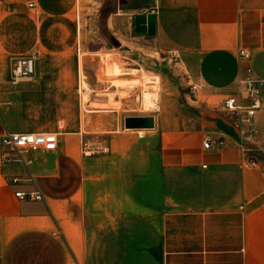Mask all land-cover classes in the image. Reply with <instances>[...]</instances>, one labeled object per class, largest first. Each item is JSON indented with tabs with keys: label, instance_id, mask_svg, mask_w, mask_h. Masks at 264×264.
Wrapping results in <instances>:
<instances>
[{
	"label": "crops",
	"instance_id": "0c3cea01",
	"mask_svg": "<svg viewBox=\"0 0 264 264\" xmlns=\"http://www.w3.org/2000/svg\"><path fill=\"white\" fill-rule=\"evenodd\" d=\"M149 13L151 49L196 86L197 126L173 129L154 116L145 140L111 133L109 154L98 157V193L82 178L81 201L71 153L46 168L31 160L32 180L23 165L0 163V264H264V90L253 136L217 113L219 100L236 92L239 48L264 80V0H152ZM78 92L83 104L85 89ZM109 104L92 111L117 113ZM34 189L44 200L14 195Z\"/></svg>",
	"mask_w": 264,
	"mask_h": 264
},
{
	"label": "rangeland",
	"instance_id": "374dc122",
	"mask_svg": "<svg viewBox=\"0 0 264 264\" xmlns=\"http://www.w3.org/2000/svg\"><path fill=\"white\" fill-rule=\"evenodd\" d=\"M31 1L35 7H28ZM151 4L152 0H0V133L5 128L57 133L56 151L26 156L32 162L41 159L45 167L57 156L71 153L78 168L75 199L79 201L82 178L89 181L86 190L98 193V157L109 154L111 133L140 140L153 133L154 125L125 127L127 117L155 116L161 126L173 129H193L198 124L200 107L179 75L176 61L153 52L149 36L134 31V18L146 16ZM7 40L12 45L8 51ZM99 46L106 49L94 55ZM33 51L37 53L33 75L16 83L6 79L7 57ZM108 54L121 73L105 70L106 63L111 67L109 60L104 61ZM132 78L157 81L149 107L142 103L144 93L150 91L143 84L117 86L115 81ZM78 87L86 92L83 104ZM226 98L219 100V121L237 129L241 123L247 125L239 114L223 107ZM108 104L118 112L92 111ZM163 141L171 145L175 139Z\"/></svg>",
	"mask_w": 264,
	"mask_h": 264
},
{
	"label": "built area",
	"instance_id": "2783aa9c",
	"mask_svg": "<svg viewBox=\"0 0 264 264\" xmlns=\"http://www.w3.org/2000/svg\"><path fill=\"white\" fill-rule=\"evenodd\" d=\"M36 4L31 1L28 7H35ZM238 57L243 65L237 79V89L234 95L227 97L223 102V107L228 111L236 112L240 115L242 121L247 122L248 134L253 136L255 130L252 127L251 120L261 107V95L264 90V80L258 78L249 63L251 55L244 48L238 49ZM36 52L14 55L9 59L8 80L16 83L21 79L30 78L35 69ZM196 86L190 85V92L195 93ZM58 146V135L55 132H32L11 131L7 128L0 136V163H19L27 171L28 178L32 180L29 171L31 158L26 155L35 152H54ZM210 139L206 138L203 142L204 148H209ZM205 166V165H203ZM18 179L13 178L16 182ZM19 200H44L42 193L38 189L31 191H17L14 193Z\"/></svg>",
	"mask_w": 264,
	"mask_h": 264
},
{
	"label": "water",
	"instance_id": "95a60500",
	"mask_svg": "<svg viewBox=\"0 0 264 264\" xmlns=\"http://www.w3.org/2000/svg\"><path fill=\"white\" fill-rule=\"evenodd\" d=\"M134 31L137 33H146L153 35L154 30V14L149 13L146 16H137L134 18ZM152 127V116H132L125 119V127Z\"/></svg>",
	"mask_w": 264,
	"mask_h": 264
},
{
	"label": "bare ground",
	"instance_id": "6f19581e",
	"mask_svg": "<svg viewBox=\"0 0 264 264\" xmlns=\"http://www.w3.org/2000/svg\"><path fill=\"white\" fill-rule=\"evenodd\" d=\"M111 66H112L111 67V72H110L111 74H119V73H121V71L119 70L117 65L113 62L112 58H111ZM141 81L142 80H140V79H134L133 78L129 82H127V80H117V83L120 86L129 84V83H131V84H133L135 86L138 85L139 83L143 84L145 89H149L150 90L147 93H144L143 98H142V103H143L144 107L147 108V107H149L151 105V97H152L151 95H154L156 93V92L153 93L152 91H153V86L157 83V81L155 79H150V78H146L144 81H142V82ZM85 87H86V85H85Z\"/></svg>",
	"mask_w": 264,
	"mask_h": 264
}]
</instances>
